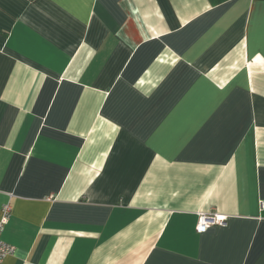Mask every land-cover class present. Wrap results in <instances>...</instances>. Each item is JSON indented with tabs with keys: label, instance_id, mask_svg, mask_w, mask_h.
Listing matches in <instances>:
<instances>
[{
	"label": "crops",
	"instance_id": "obj_1",
	"mask_svg": "<svg viewBox=\"0 0 264 264\" xmlns=\"http://www.w3.org/2000/svg\"><path fill=\"white\" fill-rule=\"evenodd\" d=\"M6 204L2 264H264V0H0Z\"/></svg>",
	"mask_w": 264,
	"mask_h": 264
},
{
	"label": "built area",
	"instance_id": "obj_2",
	"mask_svg": "<svg viewBox=\"0 0 264 264\" xmlns=\"http://www.w3.org/2000/svg\"><path fill=\"white\" fill-rule=\"evenodd\" d=\"M11 213V206L6 204L1 209L0 215V264H2L3 260L12 255L14 252V248L7 245L1 240V235L4 229V226L7 224ZM225 223V218L223 216H219L217 214H199L198 220L196 224V232L201 234L211 227L221 226Z\"/></svg>",
	"mask_w": 264,
	"mask_h": 264
},
{
	"label": "trees",
	"instance_id": "obj_3",
	"mask_svg": "<svg viewBox=\"0 0 264 264\" xmlns=\"http://www.w3.org/2000/svg\"><path fill=\"white\" fill-rule=\"evenodd\" d=\"M31 2H34L35 0H29ZM226 1H229V0H208V2L212 5V6H216V5H219L221 3H224Z\"/></svg>",
	"mask_w": 264,
	"mask_h": 264
}]
</instances>
